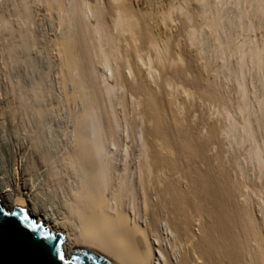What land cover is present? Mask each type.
I'll list each match as a JSON object with an SVG mask.
<instances>
[{
    "label": "bare ground",
    "instance_id": "obj_1",
    "mask_svg": "<svg viewBox=\"0 0 264 264\" xmlns=\"http://www.w3.org/2000/svg\"><path fill=\"white\" fill-rule=\"evenodd\" d=\"M159 1L0 2V204L65 258L264 264V0Z\"/></svg>",
    "mask_w": 264,
    "mask_h": 264
},
{
    "label": "water",
    "instance_id": "obj_2",
    "mask_svg": "<svg viewBox=\"0 0 264 264\" xmlns=\"http://www.w3.org/2000/svg\"><path fill=\"white\" fill-rule=\"evenodd\" d=\"M65 240L61 233L36 223L25 208L14 207L10 211L0 204V264H114L87 246L74 247L71 256L65 258L62 249Z\"/></svg>",
    "mask_w": 264,
    "mask_h": 264
},
{
    "label": "rangeland",
    "instance_id": "obj_3",
    "mask_svg": "<svg viewBox=\"0 0 264 264\" xmlns=\"http://www.w3.org/2000/svg\"><path fill=\"white\" fill-rule=\"evenodd\" d=\"M1 1H2V0H0V2H1ZM162 1H164V0H161V2H162ZM217 1H218V0H217ZM150 2H152L151 4H153V3L156 4V2H157V4L159 5V2H160V1H159V0H156V2H155L154 0H150ZM154 4H153V5H154ZM157 4L154 5V6L157 7V6H158ZM160 4H161V3H160ZM226 5H227V6H225V8H224V6H223V11H224V14L226 13V16H225L226 19L229 20V19L234 18L235 12H236L237 10L234 11V10H235V9H234V8H235L234 5H231V4H230V5H229V4H226ZM158 7H159V6H158ZM225 9H226V10H225ZM225 11H226V12H225ZM227 15H228V16H227ZM55 16H56V15H55ZM58 17L61 18V13H60V16L57 15L56 18H55V17L53 18V23H54V24H53V31H54L55 33H57V34L60 32L61 28L63 27V24L61 23V22H62V21H61L62 18L60 19V18H58ZM227 17H228V18H227ZM229 17H230V18H229ZM59 20H60V21H59ZM227 20H225V21L227 22ZM60 24L62 25V27H61ZM176 24H177V22H175V23H174V22H172V23L169 22V23H168L169 26H168V29H167V30H168L169 32L174 31V34H177V33L175 32V27H177ZM58 26H59V27H58ZM171 26H172L173 28H172ZM169 27H170V28H169ZM56 29H57V30H56ZM169 29H171L172 31L169 30ZM168 31H167V32H168ZM169 32H168V33H169ZM172 33H173V32H172ZM191 49L193 50L192 47H191ZM191 49H190V50H191ZM254 83H255V81H254ZM256 84H257V83H256ZM124 132H125V131H124ZM124 132H123V134H124ZM125 133L127 134L128 132H125ZM124 135H125V134H124ZM123 149H124V148L121 146V147H119L118 150H117V151L120 150V151L117 153V154H119V158H118V159L120 160V161L118 160V162H131V160H130V159H131V157H130V156H131V153H130L131 151H128L129 158L127 157V158H128V159H127L126 156H125V152H124ZM121 152H122V153H121ZM210 154H211V153H210ZM123 155H124V156H123ZM122 157H124V158L122 159ZM125 158H126V160H125ZM17 193H18V192H17Z\"/></svg>",
    "mask_w": 264,
    "mask_h": 264
},
{
    "label": "snow or ice",
    "instance_id": "obj_4",
    "mask_svg": "<svg viewBox=\"0 0 264 264\" xmlns=\"http://www.w3.org/2000/svg\"><path fill=\"white\" fill-rule=\"evenodd\" d=\"M27 219H28V217H27V215H25V216H24V221H25V223L27 222ZM31 227H32V229H33V231H34V230H35V225H32ZM26 231H27V229H26ZM48 238H50V237H48ZM60 259H61V260L64 259L63 254L60 255Z\"/></svg>",
    "mask_w": 264,
    "mask_h": 264
}]
</instances>
